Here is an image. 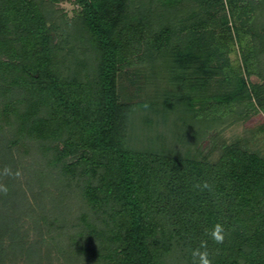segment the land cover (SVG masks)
Returning <instances> with one entry per match:
<instances>
[{
    "label": "trees",
    "instance_id": "16d2710c",
    "mask_svg": "<svg viewBox=\"0 0 264 264\" xmlns=\"http://www.w3.org/2000/svg\"><path fill=\"white\" fill-rule=\"evenodd\" d=\"M63 1L0 0V264H264V122L207 145L264 114V0Z\"/></svg>",
    "mask_w": 264,
    "mask_h": 264
},
{
    "label": "rangeland",
    "instance_id": "374dc122",
    "mask_svg": "<svg viewBox=\"0 0 264 264\" xmlns=\"http://www.w3.org/2000/svg\"><path fill=\"white\" fill-rule=\"evenodd\" d=\"M61 6L66 11L70 12V14H73V8L75 6L71 3V1H68V0L63 1ZM239 57H240L239 52L235 51L232 53L233 61L237 65H238L239 60H240ZM252 81L261 82L262 79L257 75H253ZM122 93L124 95L129 93V87L126 84H125V87L122 89ZM262 122H264V114L263 113L257 114L255 116H253L252 119H250L247 123L236 124L233 127H231L229 130H226L223 134H220L217 137L215 136V134H211L210 139L207 141V145L209 146V148H212L213 145H217V146L222 145L226 140L237 139V138L242 136V134L246 128H254L257 125L261 124ZM24 231L27 232L29 242H33L37 239L36 230L34 229L31 222H27L25 224ZM41 250L42 251L39 253L42 256V258L40 259L38 257V255H36L37 262H38L37 264H61V261L55 257L48 259L47 255H46L47 249L45 247H41ZM5 261L7 262V264H14V263L15 264H30L28 257H25V256H22V257L18 256L17 259L15 261H13L14 263L9 258L5 259Z\"/></svg>",
    "mask_w": 264,
    "mask_h": 264
},
{
    "label": "clouds",
    "instance_id": "9594fccd",
    "mask_svg": "<svg viewBox=\"0 0 264 264\" xmlns=\"http://www.w3.org/2000/svg\"><path fill=\"white\" fill-rule=\"evenodd\" d=\"M5 174H9V170L5 169ZM16 175H19V173L17 172ZM2 187V186H0ZM194 188H199L201 190L208 188L209 185L208 183L202 182V183H197L195 185H193ZM4 193H7V188H3ZM210 235L212 237V239L217 243H222L224 240V229L223 226L220 224H216L214 226V228L212 229V231L210 232ZM200 249H204V251H201ZM193 257H199V264H211L207 251V242L206 241H201L200 243V247L195 249L192 253Z\"/></svg>",
    "mask_w": 264,
    "mask_h": 264
}]
</instances>
